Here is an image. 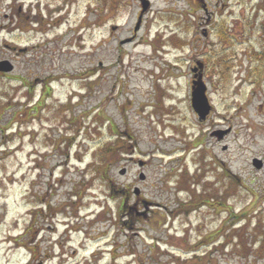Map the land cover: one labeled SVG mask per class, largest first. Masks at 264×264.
<instances>
[{
	"label": "rangeland",
	"instance_id": "1",
	"mask_svg": "<svg viewBox=\"0 0 264 264\" xmlns=\"http://www.w3.org/2000/svg\"><path fill=\"white\" fill-rule=\"evenodd\" d=\"M59 3L0 0V61L12 66L0 70V264H264V53L246 58L241 44L264 0H73L53 28ZM37 7L36 27L25 16ZM215 19L231 28L232 48L217 39ZM218 54L231 61L227 80ZM99 61L107 73L84 80ZM197 62L212 106L202 120L190 106ZM47 77L58 79L54 99L76 92L75 124L50 98L43 129L37 120L2 132L27 103L20 81Z\"/></svg>",
	"mask_w": 264,
	"mask_h": 264
},
{
	"label": "flooded vegetation",
	"instance_id": "2",
	"mask_svg": "<svg viewBox=\"0 0 264 264\" xmlns=\"http://www.w3.org/2000/svg\"><path fill=\"white\" fill-rule=\"evenodd\" d=\"M17 1L18 2H22L23 0H17ZM72 1L73 0H62V2L65 3V7H64V5L59 3L60 5L58 6V4H57L58 7L56 8L55 11L54 10H50L52 12V15L49 16V17L50 18L56 17V20H54L56 22L53 21V23L51 25H50V23H48L47 26L50 25V26H53V28H55V26H57L59 24V22H60V19L57 18L58 14H60V13H62L63 19L66 22L67 21V19H66L67 16H65V14L68 13L66 5L67 4H72L71 3ZM28 9L30 10L29 7H28ZM34 9H35V13L32 15L33 18L31 16H29V14H27V16H25V21L29 20V21H32V22H36L35 26L37 27V25L41 23L42 19H41V15L39 14L40 13L39 12V7L34 8ZM258 10H262L263 11V16H262L261 22L259 23L258 26L256 24V21H254L251 25H249V23H247L249 25V27H248V29H243V31H245V34H244L243 38H241L242 39L241 44L246 45V49H244L246 52H245V54H243V56L246 57V58H249V59L252 58V53H259V52L264 53V5L259 6ZM140 16H141V22H142V20H143L142 18L144 17V13L141 14V12H139L137 17H140ZM256 16H258V12L255 14V17ZM26 18H27V20H26ZM34 18H35V20H34ZM200 18H201V23H200L201 25H204L205 22H207L206 24H210L209 23L210 20H209L208 17H203L202 16ZM29 21H28V23H29ZM215 21H216V19L214 20L213 30H214V33L217 34V39L220 40V42H223L227 49H230L233 46H235L236 45V44H234L235 42L233 44H231L230 38L229 39L226 38V35H227L226 31L227 32H228V30L230 31L231 28H228L225 25V23H224L225 28L222 29V27L217 25L215 23ZM96 23H98V22H96ZM240 23L242 24L244 22H240ZM231 24H237V22H231ZM141 25L142 24L140 23L139 27L136 30H135V27H133L132 32L130 33V36L128 37L129 43H133L137 39L138 32H139V30L142 27ZM35 26H32V28H33L34 31L37 32L38 28H36ZM255 26H256V28H255ZM17 29L21 30V32H25V29L27 31V28H24V26L21 25V24L18 25ZM236 30H238V29H236ZM46 31L45 30L41 31V34H45ZM255 31L257 33H259L258 35H256V37L254 35ZM202 32H203V35H204V33H205L204 29H203ZM92 35H90V36L92 37ZM120 41H122V40H119L118 49L122 48V46H123L122 44H124V43H121ZM105 42H107V41L106 40H101L100 41L101 45L104 44ZM174 42H178V40H176ZM216 45L218 46L219 44L216 43ZM9 47H11V46H9ZM9 49L12 50V48H9ZM17 49H14V50H16L14 53H18V51H20V50H17ZM217 50H219V49H217ZM263 59H264V57H263ZM201 63L202 64H199L198 67L193 65L192 69H194L195 72L192 71L193 74H192V77H191V82L195 79V76H197V77H200L201 80L203 81V83L206 84V82L204 80L205 77H206V72H204V64H203V62H201ZM261 63L264 64V61H261ZM222 65H223L224 72H219V74H220L221 78H225L226 79V74H228V73H226V69L228 67L232 66L231 61H229V58L225 59L224 56H221L219 54L215 55L214 56V66L217 68L218 66L221 67ZM89 66L90 67H88L86 69V71H85V76L83 77L84 80L85 79L89 80L92 75H95V74L98 75V73H101V76H102V74L105 75L107 73V70H108V66L102 61L101 62L99 61V63L97 65H95V66H92V63H90ZM114 67H118V65L114 63ZM23 79H25V78H23ZM97 80H100V78H97ZM56 81H58V79L57 78H52V77H47V78L40 79V82L38 81V84H37L36 80H31V81L22 80V81H20L21 84L24 85V88H26V91H27V94H26V97H25V99H26L25 101L27 103L24 104L25 108H23L25 110V113L21 116V118L19 116H14L13 115L12 119H9V121L7 122L8 127L5 130L6 133H9V135H11L9 131L12 130L13 126H16L19 131L21 130V127L23 126V124H25L26 127H29V124L34 123L33 126L34 125L36 126L37 124H39V123H37V120H39V122H41L40 129H43L45 127L44 126L45 121L42 120L43 116H40V113H41L40 111L49 108V107L47 108L46 104H47V100L50 99V98L51 99L49 100L48 105L52 106L50 109L54 110V114H56V116H59L60 118L61 117L62 118L66 117L68 119V121H66L65 123H69L70 125L75 124V121H76L75 117L76 116H73V115L70 116V113L72 112L71 109L73 108V106L71 105L72 99L77 97L76 96V92H74V91H73L74 93H69L68 92V95H67V97H66L64 102H61L60 100L54 99L55 94H54V86L53 85H55V83L57 84ZM34 85H36V86L33 88ZM36 88H39V90H38V93H37L36 97H34V90ZM84 94H85V92L83 94H81L80 96H83ZM52 99L54 101H52ZM152 107H155V110L157 112L156 114H162L163 117L168 116V117L174 119L175 115H177V111L173 107H170V109H167L166 108L167 105H163V106H159L158 107V106H156V104H154V105H152ZM91 113L92 112H90V113H86L85 112V116L88 114L87 115V117H88V116L91 115ZM162 122H165V123H168V124L171 123V121L166 119V118L162 119ZM32 129L34 131L35 128H32ZM36 131H34V132H36ZM24 136L25 135H22V137H24ZM66 140L67 141H64V142L69 145L72 141H75V137H68V138H66ZM130 160L135 163L134 159H130ZM142 166H144V164ZM123 168H125V173L123 175V176H125L127 174V172H128V169L126 168V166L125 167L123 166ZM138 194H139V191H138ZM139 203H140V201H139Z\"/></svg>",
	"mask_w": 264,
	"mask_h": 264
},
{
	"label": "water",
	"instance_id": "3",
	"mask_svg": "<svg viewBox=\"0 0 264 264\" xmlns=\"http://www.w3.org/2000/svg\"><path fill=\"white\" fill-rule=\"evenodd\" d=\"M147 7V2L142 1V12L143 13L146 10ZM140 19L141 17L138 18V21L136 23L135 26V30L139 27L140 24ZM197 64L199 65V63L197 62ZM11 64L8 61H0V70L3 71H9L11 70ZM193 71L195 72V70L193 69ZM206 85L205 83H203V81L201 80L200 77L195 76V79L192 81V85H191V93L190 97H191V106L192 109L195 111V113L198 115L199 119H204L207 116V113H209L210 109H211V105L210 102L208 100L207 97V93H206ZM229 131V129L226 130H217L215 132H213L212 135H215L216 138L218 140H220L224 134H226ZM139 165L143 164V161L139 160L138 161ZM252 164L255 168L260 169L262 167V160L260 159H253L252 160ZM119 174H124V169L119 170ZM139 177L141 179L144 178L143 173L139 174ZM135 194H138V190L135 189Z\"/></svg>",
	"mask_w": 264,
	"mask_h": 264
},
{
	"label": "trees",
	"instance_id": "4",
	"mask_svg": "<svg viewBox=\"0 0 264 264\" xmlns=\"http://www.w3.org/2000/svg\"><path fill=\"white\" fill-rule=\"evenodd\" d=\"M178 42H180V40H178ZM31 111V110H30ZM25 113V110L24 109H22L21 108V110H19V113L18 114H13L14 116H19L20 118H21V116L23 115ZM11 123V122H10ZM8 127V125L7 124H5L4 126H2L1 127V130H2V132H5V130H6V128ZM109 146H108V144L106 145V146H104L103 147V149L102 150H104V152H107V151H109ZM103 156H104V153H103ZM103 156H101V159H103L102 157ZM21 239V238H20ZM263 241H264V239H263Z\"/></svg>",
	"mask_w": 264,
	"mask_h": 264
}]
</instances>
